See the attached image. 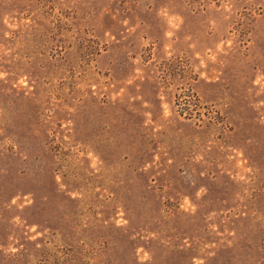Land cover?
<instances>
[{
	"label": "rangeland",
	"instance_id": "374dc122",
	"mask_svg": "<svg viewBox=\"0 0 264 264\" xmlns=\"http://www.w3.org/2000/svg\"><path fill=\"white\" fill-rule=\"evenodd\" d=\"M0 264H264V0H0Z\"/></svg>",
	"mask_w": 264,
	"mask_h": 264
}]
</instances>
